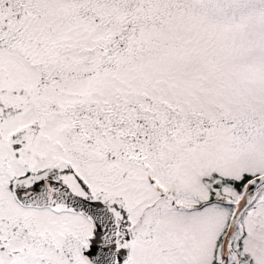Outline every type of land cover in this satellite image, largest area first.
<instances>
[{
  "label": "snow or ice",
  "instance_id": "6c2138e0",
  "mask_svg": "<svg viewBox=\"0 0 264 264\" xmlns=\"http://www.w3.org/2000/svg\"><path fill=\"white\" fill-rule=\"evenodd\" d=\"M0 264H264V0H0Z\"/></svg>",
  "mask_w": 264,
  "mask_h": 264
}]
</instances>
